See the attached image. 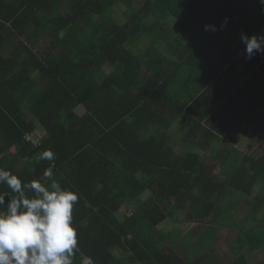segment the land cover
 I'll return each instance as SVG.
<instances>
[{"label":"trees","instance_id":"16d2710c","mask_svg":"<svg viewBox=\"0 0 264 264\" xmlns=\"http://www.w3.org/2000/svg\"><path fill=\"white\" fill-rule=\"evenodd\" d=\"M198 1L253 0H0V168L79 193V247L95 264H264V221L249 222L264 214V158L217 159L227 166L218 180L214 165L177 156L168 137V54L186 55L176 31L195 28L185 19ZM47 149L54 161L39 159ZM178 213L235 231V258L211 233L167 244L158 227Z\"/></svg>","mask_w":264,"mask_h":264},{"label":"crops","instance_id":"0c3cea01","mask_svg":"<svg viewBox=\"0 0 264 264\" xmlns=\"http://www.w3.org/2000/svg\"><path fill=\"white\" fill-rule=\"evenodd\" d=\"M198 2L197 12L185 19L195 28L176 31L185 35L179 43L186 55L168 54V137L177 156L188 151L197 162L215 166L210 178L222 180L219 171L227 166L219 160L251 166L264 158V55L246 60L240 40L241 33L264 34V4ZM203 22L218 31L206 32Z\"/></svg>","mask_w":264,"mask_h":264},{"label":"clouds","instance_id":"9594fccd","mask_svg":"<svg viewBox=\"0 0 264 264\" xmlns=\"http://www.w3.org/2000/svg\"><path fill=\"white\" fill-rule=\"evenodd\" d=\"M264 4V0H260ZM225 18L221 27H225ZM204 30L218 31L206 24ZM246 60L264 55V34L241 33ZM41 160L54 161L55 153L47 149ZM45 178L54 175V164L44 170ZM0 185H6L11 194H0V264H95L91 256L83 255L79 247L78 228L74 223V207L79 193L62 188L53 180L50 185L40 180L22 181L10 170L0 168ZM31 193V195H29ZM7 198V199H6Z\"/></svg>","mask_w":264,"mask_h":264},{"label":"rangeland","instance_id":"374dc122","mask_svg":"<svg viewBox=\"0 0 264 264\" xmlns=\"http://www.w3.org/2000/svg\"><path fill=\"white\" fill-rule=\"evenodd\" d=\"M124 8H122L123 10ZM46 40L41 41L40 45H42L43 47H45V45H43L45 43ZM147 44L144 42H141V45L139 48H135L134 52L135 54L141 56V54L143 55V48H147ZM142 51V52H141ZM85 110L83 109V107H80L78 109V114L79 115H84ZM40 132V134L43 132L41 129L38 130ZM44 133V132H43ZM223 171H219V173H221L222 175H224L225 173H222ZM222 177L220 176V179ZM151 193H147L146 195H144L142 197L143 200H145L147 197H150ZM238 201V203H241L242 201V205L247 206L248 205V200H243L241 199L239 196H234V199L232 201ZM248 208H250L251 206H247ZM241 208V207H240ZM135 209V206L133 208L130 209H122L121 212L118 214V217L121 218V216H125L126 214L131 215L133 210ZM239 210V209H237ZM240 211V210H239ZM259 219L261 221H264V214L261 213L259 216H256L255 218L251 219L249 222L250 224H252L253 222L256 223V220ZM264 227V225H263ZM210 229H212V226H210L207 223H189L187 221V218L184 214L182 213H178L176 214L173 219H168L166 220L163 224H161L158 227V230H163L165 232V234L170 235L171 236V240L168 241L167 240V244L168 242L171 243L174 240L177 241L178 243H187V242H196L197 240L205 237L206 235H210V233L212 234L211 236L212 241L211 244L214 245V248L216 249V246H218L220 249H223V252L225 254V257H227V255L232 254L230 251V246H232V243H235L237 241V233H235V231L227 228L226 226H215V228H213L211 231ZM185 255H182V257H184ZM234 254H232L231 259H234ZM260 258L262 260H264V256H260ZM254 261L252 260L251 263H253ZM250 263V261H249ZM125 264H128V262H125Z\"/></svg>","mask_w":264,"mask_h":264},{"label":"built area","instance_id":"2783aa9c","mask_svg":"<svg viewBox=\"0 0 264 264\" xmlns=\"http://www.w3.org/2000/svg\"><path fill=\"white\" fill-rule=\"evenodd\" d=\"M26 140H29V136H26Z\"/></svg>","mask_w":264,"mask_h":264}]
</instances>
